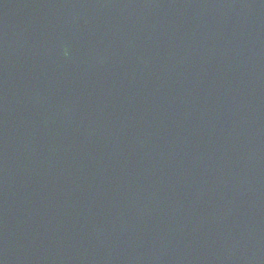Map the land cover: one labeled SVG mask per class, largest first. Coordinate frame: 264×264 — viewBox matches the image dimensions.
I'll use <instances>...</instances> for the list:
<instances>
[{
  "label": "water",
  "instance_id": "1",
  "mask_svg": "<svg viewBox=\"0 0 264 264\" xmlns=\"http://www.w3.org/2000/svg\"><path fill=\"white\" fill-rule=\"evenodd\" d=\"M0 264H264V0H0Z\"/></svg>",
  "mask_w": 264,
  "mask_h": 264
}]
</instances>
